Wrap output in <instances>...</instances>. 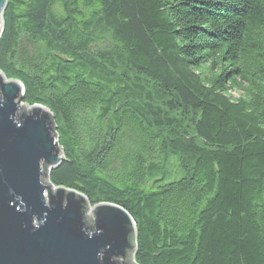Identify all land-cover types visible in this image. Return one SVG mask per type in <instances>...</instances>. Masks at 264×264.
Here are the masks:
<instances>
[{
  "label": "trees",
  "instance_id": "obj_1",
  "mask_svg": "<svg viewBox=\"0 0 264 264\" xmlns=\"http://www.w3.org/2000/svg\"><path fill=\"white\" fill-rule=\"evenodd\" d=\"M2 26L50 183L124 209L136 264H264V0H7Z\"/></svg>",
  "mask_w": 264,
  "mask_h": 264
},
{
  "label": "water",
  "instance_id": "obj_2",
  "mask_svg": "<svg viewBox=\"0 0 264 264\" xmlns=\"http://www.w3.org/2000/svg\"><path fill=\"white\" fill-rule=\"evenodd\" d=\"M6 3L0 0V35ZM22 93L0 71V264H136L135 224L124 209L91 207L81 193L50 183L64 160L52 115L23 104Z\"/></svg>",
  "mask_w": 264,
  "mask_h": 264
},
{
  "label": "rangeland",
  "instance_id": "obj_3",
  "mask_svg": "<svg viewBox=\"0 0 264 264\" xmlns=\"http://www.w3.org/2000/svg\"><path fill=\"white\" fill-rule=\"evenodd\" d=\"M234 96H237V94H234ZM180 178V174L177 172V174H173L171 180H177ZM43 181V177L41 178V182Z\"/></svg>",
  "mask_w": 264,
  "mask_h": 264
}]
</instances>
